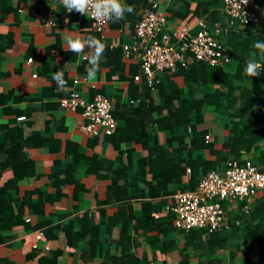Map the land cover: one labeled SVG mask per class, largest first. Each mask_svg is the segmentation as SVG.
Masks as SVG:
<instances>
[{
    "label": "trees",
    "instance_id": "16d2710c",
    "mask_svg": "<svg viewBox=\"0 0 264 264\" xmlns=\"http://www.w3.org/2000/svg\"><path fill=\"white\" fill-rule=\"evenodd\" d=\"M146 1H125L134 8L125 19L132 15L139 21L144 8L158 11L155 5H145ZM251 2L258 22L241 25L230 23L222 9L223 0H173L168 9L171 17H184L195 3L194 14L226 48L230 61L211 66L190 57L185 65L177 64L175 71L158 72L150 85L144 78L139 83L131 80L126 100L116 99L111 110L116 120L113 132L101 130L90 135L86 147L75 143L65 150L66 161L51 162L47 177L53 192L36 188L20 198L16 184L41 173L23 151L16 155L14 150L17 145H33L41 132L26 134L22 122L0 124V154L7 153L0 169H10L14 183L13 189L0 185V240L12 237L2 235L3 231L12 230L16 236L40 229L46 238L61 239L64 247L89 253V262L96 264H158L156 257L161 254L175 256L178 264H264V194L250 203L239 202L236 208L223 203L224 226L211 232L176 228L173 213H163L169 195L194 189L206 173L223 172L231 159L240 165L245 159L264 166V71L255 77L244 74L249 60L264 64L254 48L255 42H264V0ZM215 24L222 27L218 33ZM121 53L123 48H106L100 67ZM175 77L182 79V87ZM14 95L12 91L1 94V101L5 103ZM27 113L18 110L15 120L26 121ZM208 121L214 122L210 133L199 128ZM108 143L116 151L113 159L87 151L95 144ZM249 153L252 158L246 157ZM89 176L94 177V183H102L104 197L95 195L97 207L78 213L88 191L81 178ZM67 185L74 187L77 214L70 217L69 212L55 210L45 215L44 204L65 197L62 189ZM24 206L36 215V223L30 225ZM138 246L140 257L134 252ZM62 253L63 248L53 250L40 257L39 264H57ZM82 260L87 264V259ZM0 264L6 261L0 259Z\"/></svg>",
    "mask_w": 264,
    "mask_h": 264
},
{
    "label": "crops",
    "instance_id": "0c3cea01",
    "mask_svg": "<svg viewBox=\"0 0 264 264\" xmlns=\"http://www.w3.org/2000/svg\"><path fill=\"white\" fill-rule=\"evenodd\" d=\"M125 1L127 0H123V2ZM172 2L173 0H147L145 5H155L156 10L165 13L167 23L164 29H173L175 25L181 23L196 29L199 17L193 12L195 3H191L190 12L180 18L178 16L171 17V12L168 9ZM140 13L138 12V14ZM40 17L50 18L52 24L41 23ZM66 20L67 22H65ZM136 22L132 15L129 20L124 18L118 22H108L105 32L98 35L90 19L77 18L72 14H67L63 6L55 0H0V95L10 93V91L15 94L5 103L1 101L0 97V124L9 123L8 125L15 126L22 122L26 134L41 132L33 145L24 148L17 145L14 150L16 155L23 151L29 159L37 164L38 172L41 173L39 176L32 175L16 184L20 198L36 188L53 192L54 189L47 177L51 162L55 159L66 161L65 150L70 149L75 143L83 147L87 145L90 135H85L81 131L80 126L83 120L80 110L73 111L60 107L59 99L69 96L72 91L78 92L85 101H90L94 95L101 94L110 99L114 107L116 99L126 100L130 81L134 80L135 75L141 74L139 55L132 53L129 57H125L124 53H121L119 58L108 59L107 65L100 67L101 71L95 78L89 79L86 72L88 62L84 56L90 49L86 48L80 55L68 51L65 48L67 36L72 34L92 35L101 39L106 44L107 50L115 51L117 48H123L124 45H134ZM57 70L63 71L67 81V86L64 89H58L52 80V76ZM142 78L144 76H141ZM174 79L179 86H183L180 77ZM135 82L139 83L140 81ZM38 95L42 98L35 99L34 96ZM4 108L12 110V112H5ZM18 110L28 111L26 121L15 120L19 117ZM213 126L214 122L208 121L199 125V128L208 129L210 133ZM208 139H212V136L208 135ZM135 149L139 151V145H136ZM87 151L100 154L108 159H113L116 155V151L110 143L95 144ZM6 154V152L0 154V161L4 160ZM252 156V153L246 155L249 158ZM244 161L245 159L242 160V162ZM12 174L10 169H0V185L7 189H13ZM81 180L88 191L85 195L86 202L82 206L80 204L78 213L84 210H94L97 207L94 201L95 195H98L99 198L104 197L102 183H94L93 176L82 177ZM73 188L71 185L64 186L62 190L65 192V197L51 204L45 203V215L55 210L69 212L70 217L77 214L74 211L77 201L72 198ZM263 194L264 192L260 191L255 198ZM31 199L36 200V195H32ZM18 204V201L14 203V210ZM23 213L28 216L30 225L36 223V215L30 213L26 206L23 207ZM154 216H158V214ZM97 220L95 218V222ZM35 230L22 232L16 236L13 235L12 230L3 231L2 235L8 234L12 237L6 242L0 240V259L5 260L6 264H39L40 257L47 256L58 248H63V253L57 259V264H84L82 260L84 258L87 259V264L90 263L89 253L83 254L79 249L64 247L61 239L46 238L45 236V241H39L37 247L32 248L33 231ZM0 238H2L1 234ZM45 242L49 246L47 251L43 249ZM134 252L140 257L142 255L141 247H136ZM156 259L158 264H178V258L173 255L161 254ZM91 263L96 264L97 261Z\"/></svg>",
    "mask_w": 264,
    "mask_h": 264
},
{
    "label": "built area",
    "instance_id": "2783aa9c",
    "mask_svg": "<svg viewBox=\"0 0 264 264\" xmlns=\"http://www.w3.org/2000/svg\"><path fill=\"white\" fill-rule=\"evenodd\" d=\"M55 1L62 5L61 0ZM222 9L230 23L246 25L258 22L255 5L251 0L246 4H243L242 0H223ZM66 13L77 18L90 19L100 34H103L108 26V22L94 21L90 14L85 16L75 11ZM39 19L45 25L52 24L50 18ZM165 24L166 17L163 12L144 8L135 24L134 45L123 46L125 57L132 53L139 55L141 74L133 77L135 81L144 76L150 85L158 72L165 69L175 71L177 64L185 65L190 57L211 66L227 64L230 61L229 52L214 39L204 20H197L196 29L181 23L176 25L172 32L163 29ZM221 28L219 24H215L214 32H220ZM261 73L262 71L259 74ZM58 103L65 109L80 110L83 120L80 128L85 135H94L101 130L112 133L116 126V120L111 113L112 101L101 94L85 101L78 92L72 91L69 96L60 98ZM187 172H190L189 169ZM260 191H264V166H256L250 160H245L240 165L238 161L231 159L223 172L206 173L194 189L169 195L163 213H173V225L176 228H205L211 232L224 226L226 210L223 203L236 208L239 202L250 203ZM246 210L247 206H244V211ZM33 235L32 248H36L39 241H45L42 230L36 229ZM43 249H49L46 242Z\"/></svg>",
    "mask_w": 264,
    "mask_h": 264
},
{
    "label": "clouds",
    "instance_id": "9594fccd",
    "mask_svg": "<svg viewBox=\"0 0 264 264\" xmlns=\"http://www.w3.org/2000/svg\"><path fill=\"white\" fill-rule=\"evenodd\" d=\"M247 2L248 0H242L243 4ZM61 3L66 12L75 11L85 16L90 14L94 21L100 23L118 22L125 18L126 13H134V8L131 5H126L123 0H61ZM65 48L77 55L83 53L86 48L90 49L84 56L88 62L86 72L89 79L95 78L97 73L101 71L100 65L106 49V44L101 39L92 35L72 34L67 36ZM254 48L259 51L261 58H264V42H255ZM261 71H264V64L249 60L244 69V74L248 77H255ZM52 80L58 89H64L67 86V81L61 70L54 72Z\"/></svg>",
    "mask_w": 264,
    "mask_h": 264
},
{
    "label": "rangeland",
    "instance_id": "374dc122",
    "mask_svg": "<svg viewBox=\"0 0 264 264\" xmlns=\"http://www.w3.org/2000/svg\"><path fill=\"white\" fill-rule=\"evenodd\" d=\"M186 191V190H185Z\"/></svg>",
    "mask_w": 264,
    "mask_h": 264
}]
</instances>
